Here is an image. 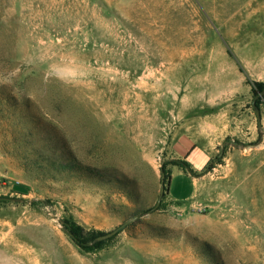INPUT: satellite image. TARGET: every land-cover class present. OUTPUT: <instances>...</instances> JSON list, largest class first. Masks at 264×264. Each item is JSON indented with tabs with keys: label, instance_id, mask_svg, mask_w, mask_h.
<instances>
[{
	"label": "rangeland",
	"instance_id": "obj_1",
	"mask_svg": "<svg viewBox=\"0 0 264 264\" xmlns=\"http://www.w3.org/2000/svg\"><path fill=\"white\" fill-rule=\"evenodd\" d=\"M258 82L264 0H0V264H264ZM31 115L134 179L146 209L163 179L162 206L135 215L109 188L32 177ZM183 134L209 151L201 170L175 152ZM180 169L200 184L188 202L171 195L195 190ZM134 216L97 252L61 222L109 232Z\"/></svg>",
	"mask_w": 264,
	"mask_h": 264
},
{
	"label": "trees",
	"instance_id": "obj_2",
	"mask_svg": "<svg viewBox=\"0 0 264 264\" xmlns=\"http://www.w3.org/2000/svg\"><path fill=\"white\" fill-rule=\"evenodd\" d=\"M263 87L264 83L258 82L257 87L254 88L255 95L260 94ZM27 118L30 125L26 124L24 130L30 137V140L27 141V152H30V155L24 156L22 165L32 177L61 181L71 179L84 181L90 185L109 188L123 194L134 205L135 215H140L150 209L140 205V203L143 204L142 195L138 191V185L134 179L128 178L115 167H99L83 163L68 146L65 138L54 128L50 130L41 126L36 115ZM180 166L184 170H192L188 162H184ZM162 170L166 176H170L165 164ZM65 228L71 238L87 252H97L105 248L117 235L108 239H99L106 232L86 229L71 219L66 220ZM125 228L127 225L123 229Z\"/></svg>",
	"mask_w": 264,
	"mask_h": 264
},
{
	"label": "crops",
	"instance_id": "obj_3",
	"mask_svg": "<svg viewBox=\"0 0 264 264\" xmlns=\"http://www.w3.org/2000/svg\"><path fill=\"white\" fill-rule=\"evenodd\" d=\"M174 149H175V152L179 156H187L188 159L190 156H194V154H196L197 156L195 159L198 160L199 165L193 166L195 168V170H201L202 168H204V166L206 165V163L208 162V160L210 158V153L207 150V148H205L204 146H199L197 144L196 140L189 134L181 135L176 140V142L174 144ZM180 170L183 171V173L188 174L184 170H182V169H180ZM190 177L192 178V183L195 186L194 187L195 190L191 193V195H189V196L186 195V197L176 195V194H173L171 192V195L173 196V198L175 200H177L179 202H188L189 200L194 198V195H196V192L198 191V187L200 188V184H199L197 179L193 178L192 176H190ZM172 179H173V176H172ZM172 179H171V182H172ZM170 191H171V184H170Z\"/></svg>",
	"mask_w": 264,
	"mask_h": 264
},
{
	"label": "water",
	"instance_id": "obj_4",
	"mask_svg": "<svg viewBox=\"0 0 264 264\" xmlns=\"http://www.w3.org/2000/svg\"><path fill=\"white\" fill-rule=\"evenodd\" d=\"M258 96H259V94L256 95V97H258ZM256 97H255V98H256ZM253 105L256 106L255 101L253 102ZM257 115H258V118H259V120H260L261 117H260V110H259V109H257ZM163 178H164V173H163ZM163 193H164V180L162 179V189H161V194H160V196H159V198H158L156 204H155L152 208H150V209L147 211V213H150V212H152V211H154V210H156V209H158V208L160 207V204H161V202H162V196H163ZM53 218H56V216L53 215ZM137 218H138V216H134V217L128 219L127 221H125L123 224H121V225L118 226L117 228H115V229H113V230H111V231H109V232H106L105 234H103L102 236H100L99 239H108V238H111V237L115 236V235L118 234L119 231L122 230L126 225H128L129 223L135 221ZM61 222H62L63 224H65V222H64L63 220H61Z\"/></svg>",
	"mask_w": 264,
	"mask_h": 264
},
{
	"label": "bare ground",
	"instance_id": "obj_5",
	"mask_svg": "<svg viewBox=\"0 0 264 264\" xmlns=\"http://www.w3.org/2000/svg\"><path fill=\"white\" fill-rule=\"evenodd\" d=\"M257 154V153H256Z\"/></svg>",
	"mask_w": 264,
	"mask_h": 264
}]
</instances>
